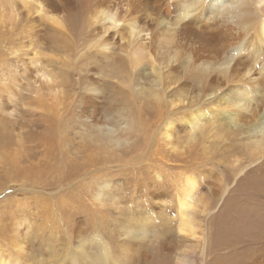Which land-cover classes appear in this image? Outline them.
<instances>
[{
  "label": "bare ground",
  "instance_id": "bare-ground-1",
  "mask_svg": "<svg viewBox=\"0 0 264 264\" xmlns=\"http://www.w3.org/2000/svg\"><path fill=\"white\" fill-rule=\"evenodd\" d=\"M20 23L36 29L18 49L52 57L30 62L39 87L28 109L41 122L32 118L38 140L27 135L46 166L27 171L34 183L16 191L50 179L61 201L46 206L38 240L27 234L28 264H91L77 248L92 230L106 237L111 264H264L263 204L234 209L246 256L221 248L210 221L239 186L264 194V0H0L1 33ZM207 131L230 164L224 151L206 155ZM18 133L11 160L23 169L37 155ZM194 160H222L213 185L186 173ZM176 167L182 188H152L172 186L160 171ZM121 197L129 214L111 220L108 205ZM0 264L23 259L0 250Z\"/></svg>",
  "mask_w": 264,
  "mask_h": 264
},
{
  "label": "rangeland",
  "instance_id": "rangeland-1",
  "mask_svg": "<svg viewBox=\"0 0 264 264\" xmlns=\"http://www.w3.org/2000/svg\"><path fill=\"white\" fill-rule=\"evenodd\" d=\"M19 27L20 29H18L17 31V28ZM17 28L14 29V31L12 30L13 32L16 33V34L13 33V35H15L14 37H12L13 36L11 33L12 31H9L8 33L7 30L6 31L3 30L5 33L4 34L3 31L1 33L0 30V155H2L0 157V247H1L0 250L2 251L4 257H11L17 255L21 259H23V264H28L29 262L24 259L25 251H23L28 236L32 234L31 237L34 236L33 237L34 240L35 241L38 240L36 236L37 235L36 227L38 228L41 225L47 224L46 222L49 220V216L51 215L50 213L52 212V210L51 211L47 210L46 206L54 205L55 203L61 201L60 198L58 197L59 194L52 193L53 185L50 182L51 181L50 179L49 180L47 179V181H45L43 185H41L43 189L40 191L37 192H30L29 190L16 191V189L25 187L26 183H27L26 186L31 185L30 182L34 183L35 180L33 178L34 176L32 177L31 176L32 174L27 171H29L30 169L34 171H38L40 167L44 168L46 166L37 163L38 158L40 157L38 154H40L39 152L42 147L36 148V146L32 145L34 144V142L32 141L38 140L40 138V130L34 126L33 124L34 121L32 122V120L34 118H37L36 121L38 122L41 121L39 120L40 119L39 117L32 115L28 109L29 104L33 102L32 98L36 95L37 88L39 87V83L36 82L34 78L36 74L35 72H33V68L35 64L30 62L31 59L35 56L36 60H38V65H40V62L50 63L49 59H51L50 57H52V52L44 48H43L44 51L40 49L41 51L38 50V53L33 52L31 48H29V46L27 45L23 49H18V41L23 37H25V39L27 40L29 34L28 29L29 31H34L36 28L30 29L28 27H23L22 23H20L17 26ZM18 32L20 33L17 34ZM90 38H92V34L89 31L85 30L82 33V40L87 41ZM17 49L18 51L16 52ZM13 50L16 53L13 52ZM42 51L45 53V55ZM57 65L64 66L66 69L71 71V65L69 64L68 65L57 64ZM7 102H9V104L5 105V103ZM7 107H8V111L11 112V114L6 112ZM19 131H22L21 134L25 137L27 145L29 144V146L31 147V149L28 148L30 150V156L33 157L37 155L36 159L33 160L28 159V161L27 160L22 161L25 162L22 163V165L26 166L25 168H27V170L23 168L26 171H24L21 166H19L20 168L19 167L14 168L13 164L15 160H11L13 158L14 148L17 147V145L14 143L15 141L17 142V135L19 134L18 133ZM37 131L39 132V134L36 136L34 140H31V138L35 137V134L34 137H30L28 135L31 132L37 133ZM209 134L210 133H208V131L205 134L206 135L205 143L207 142L206 145L210 147V149H208L209 147H207V149L205 148L206 155L215 154V153L219 154L220 152L222 153L224 151L222 154L225 155L226 157L225 160L223 161L230 164L229 162H231L232 159H234L232 158V156H230L231 155L230 151L226 149L225 150L223 149L221 151L219 145L217 146V144H215L213 138L210 137ZM6 137L7 139L5 140L4 138ZM10 141L11 144H9ZM6 144L10 145L11 148L10 146L7 148V146H5ZM6 149L8 150L5 152L4 150ZM25 150L27 151V149ZM26 151L22 152V154L24 155L22 157L27 158L25 155ZM84 152L85 151H83L80 157L85 154ZM199 152H201V150H199ZM18 156H20V154H18ZM226 160H229V162ZM46 161L47 162L50 161L48 157L46 158ZM194 161L196 162L195 170L188 171L186 173L192 172L195 175L204 177L205 181H207V185L209 184L213 185L215 178L217 177L218 173H220L222 170L221 169L222 166L220 165V162L222 160H213V161L194 160ZM31 162H33V165ZM30 163L32 165L31 167H30ZM59 164L61 165L63 164V162H60ZM181 168L184 167H180V168L176 167L175 171H166V170L160 171L162 175L161 179H164V181H167L169 183L168 179H171L169 178L170 175L174 178L175 181L173 182H175V185L172 182L171 183L172 186L169 187L164 184H159L156 185V187H152V188L156 189L157 191H171L173 187H175L176 189L182 188V186L185 185L186 174H182L180 170H177ZM71 172L72 171H70V174ZM207 172H209V174L208 176L205 177L204 175ZM67 173H68L67 171L62 172V177L66 176ZM200 192L202 193V191ZM256 194L258 195V197ZM263 198H264V194L256 191V189H254L252 184L249 183H245L244 186L243 185L239 186L238 189L232 195H229L226 198V202L221 212L215 215L214 218L211 217L210 220L213 223V228L215 230L214 239L219 241V243L221 244V248H230V247L235 248L237 249V253L234 256L237 257L240 251H242L243 254L246 256V253H244L243 249L240 247L241 244H245V242L242 240V236L241 237L237 236L235 231L232 230L234 227L233 225L234 209L235 206H238L242 203L252 204L253 206L255 204L261 203L263 204L262 206L264 207ZM110 204L108 205L109 211L107 214L109 219L117 220L118 218H120L119 213L120 215L129 214V211L127 210L131 206L130 199L126 200L121 197L119 200L116 199V202L114 204L112 203ZM78 210H79L78 212L82 211L80 209ZM72 217L73 216H70L69 218ZM27 230H30V232ZM243 238L249 239L247 237H243ZM12 239L20 246L22 245L21 246L22 250L20 249L18 251L17 248H15L12 245L13 243ZM31 262L33 264H36V261L35 262L31 261Z\"/></svg>",
  "mask_w": 264,
  "mask_h": 264
},
{
  "label": "clouds",
  "instance_id": "clouds-1",
  "mask_svg": "<svg viewBox=\"0 0 264 264\" xmlns=\"http://www.w3.org/2000/svg\"><path fill=\"white\" fill-rule=\"evenodd\" d=\"M197 13H194V15ZM193 16H189L188 19ZM136 227H138V225H136ZM104 242H107L106 237L92 230L87 236L81 239L77 251L85 256H90L92 258L91 264H111L112 257L104 254ZM109 246H111L110 242Z\"/></svg>",
  "mask_w": 264,
  "mask_h": 264
}]
</instances>
